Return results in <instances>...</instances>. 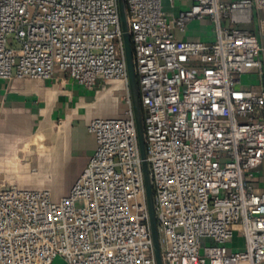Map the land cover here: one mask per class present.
I'll return each mask as SVG.
<instances>
[{"label": "built area", "instance_id": "built-area-1", "mask_svg": "<svg viewBox=\"0 0 264 264\" xmlns=\"http://www.w3.org/2000/svg\"><path fill=\"white\" fill-rule=\"evenodd\" d=\"M125 6L163 264H264V190L252 182L264 163V89L239 87L261 67L260 44L238 27L264 0H191L174 16L163 0ZM205 17L212 40L177 38ZM56 70L88 89L100 79L127 84L116 0H0V79ZM124 98L123 116L88 122L95 150L58 200L0 187V264H155ZM237 231L243 245L228 251Z\"/></svg>", "mask_w": 264, "mask_h": 264}, {"label": "crops", "instance_id": "crops-1", "mask_svg": "<svg viewBox=\"0 0 264 264\" xmlns=\"http://www.w3.org/2000/svg\"><path fill=\"white\" fill-rule=\"evenodd\" d=\"M261 19L264 10H253L251 21L238 25L256 35L260 44L261 67L240 76L239 87L246 89H264ZM200 22L189 23L177 38L212 40L189 33V26ZM113 81L100 79L88 89L59 70L50 79H0V187L45 189L53 200L66 194L95 150L88 122L120 117L126 107L122 99L128 91ZM252 182L256 191L264 190V163Z\"/></svg>", "mask_w": 264, "mask_h": 264}, {"label": "water", "instance_id": "water-1", "mask_svg": "<svg viewBox=\"0 0 264 264\" xmlns=\"http://www.w3.org/2000/svg\"><path fill=\"white\" fill-rule=\"evenodd\" d=\"M116 1H117V9L119 15V22L122 32L124 58H125L126 70H127V86H128V92L131 102V110L135 124L139 155L141 159V170H142V177L144 184L145 203L148 212V221H149V228L152 239L154 260H155V264H163L161 257L160 236H159L157 221L155 217V210H154L153 190L149 177V170L146 159V150L143 139V114L139 100V89H138L137 77L133 62L131 38L129 34L127 19H126L125 0H116Z\"/></svg>", "mask_w": 264, "mask_h": 264}, {"label": "rangeland", "instance_id": "rangeland-1", "mask_svg": "<svg viewBox=\"0 0 264 264\" xmlns=\"http://www.w3.org/2000/svg\"><path fill=\"white\" fill-rule=\"evenodd\" d=\"M190 2H191V0H173V3H172L170 0H163V9L169 15H176L179 12L185 11L186 6ZM188 30H189V33H196L197 36L200 38H202V37L207 38V39H213L214 38V30H213V27L211 25L210 19L207 17L201 19L200 24L197 26L193 27V25H190ZM7 43L11 47H14V48L19 47V43L17 42V40L15 39L13 34H10L7 36ZM113 82L121 85L123 91L124 90L126 91V89L128 91V86L126 83H124L122 81H115V80ZM124 97L122 100H123L124 104L126 105V107L120 116H123L125 114V112L129 109V105L126 102ZM159 236H160V244H161V240H162L163 236L161 235V233H159ZM242 245H243V238L241 236V233L239 231H237L235 233L233 243L228 244V251L240 249L242 247ZM52 264H66V263L64 262V260L61 257H56Z\"/></svg>", "mask_w": 264, "mask_h": 264}]
</instances>
